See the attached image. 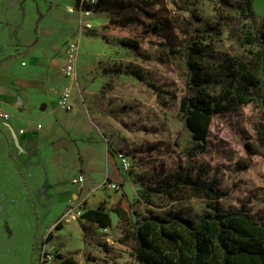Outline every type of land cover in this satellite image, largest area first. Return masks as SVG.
Wrapping results in <instances>:
<instances>
[{
  "label": "rangeland",
  "instance_id": "obj_1",
  "mask_svg": "<svg viewBox=\"0 0 264 264\" xmlns=\"http://www.w3.org/2000/svg\"><path fill=\"white\" fill-rule=\"evenodd\" d=\"M30 1L31 4L23 5L10 37L0 45L6 53H16L0 64V77L13 72L17 78L24 79L21 72L30 71L38 79L54 83L51 77L60 61V72L63 70L64 48L72 40L70 36L74 32L77 35L81 19L89 22L91 27L81 41L77 84L71 92L72 107L62 106L60 97L64 86H61L55 108L65 114H80L64 122L78 138L100 140V143L81 146L90 180L97 183L101 174L103 145L106 148L104 137L112 148L127 154L132 169L121 191L104 190L100 186L89 191L85 182L83 185L73 182L77 172L76 147L49 145L52 139L50 144H55L58 141L55 138L62 136L60 128L48 129L50 123L57 126L56 122L41 119L36 124L34 118L23 122L29 143L32 126L37 125L41 130L35 137L38 150L33 154H28L24 144H18L24 140L18 133V128L24 129L19 127L21 119L13 114L10 122L18 123L0 122V264H40L38 253L42 245L51 247L53 260L49 264H56L59 257H72L78 264H142L134 257L130 223L149 212L171 207H180L192 214L211 205L210 199L201 196L186 194L168 202L144 190L167 173L185 169L188 163L195 167L203 165L207 176L214 178L218 187L228 190V195L218 202L221 207L243 206L257 221L264 223V153L250 154L247 149L248 143L256 141L254 127L260 121L258 109L248 103L215 112L204 142L193 139L180 110L181 97L193 93L189 60L212 76L207 89L211 96L218 98L227 89L228 65L235 58L246 56L231 36L230 28L250 26L249 18L219 8L217 12L219 0H154V9L161 10L160 16H164L165 9L172 20L174 29L170 30V40L163 37L164 32H152L148 27L151 20L145 19V37L141 38L138 48L132 49L119 43L123 32L108 34L107 41L92 35L104 31L106 13L81 14L76 0H47L49 6L52 4L47 12L44 0ZM35 4L43 17L40 40L33 48L31 45L26 48L23 44L34 37L31 22L38 15ZM253 6L260 24L264 0H254ZM216 22L219 34H200L195 30ZM185 25L189 27L188 33ZM85 37L89 43H84ZM186 45L203 50L202 56H188ZM20 47L25 48L24 52L30 49L17 55ZM32 57L39 58L41 65L31 64ZM21 60L27 64L21 66ZM127 69L133 73H126ZM2 83L0 80V96H7ZM32 109L38 110L35 106ZM15 143L18 144L16 154ZM9 147L13 150V160L5 157ZM37 158L42 159V164L40 160L36 163ZM78 175L83 176L81 171ZM114 194L119 195L130 222L113 211ZM89 208L107 212L111 224L101 228L82 219L81 213ZM69 209L73 212L66 215Z\"/></svg>",
  "mask_w": 264,
  "mask_h": 264
},
{
  "label": "trees",
  "instance_id": "obj_2",
  "mask_svg": "<svg viewBox=\"0 0 264 264\" xmlns=\"http://www.w3.org/2000/svg\"><path fill=\"white\" fill-rule=\"evenodd\" d=\"M77 5L94 13H106L104 31L93 32L107 41L108 34L123 32L119 43L136 49L145 37V19L152 32L169 38L174 29L167 11L163 17L156 11L154 0H76ZM254 0H219L216 11L227 10L232 15L245 16L251 25H233L230 34L245 51V58H235L228 65V87L220 97L211 96L207 89L212 76L202 67L187 61L193 93L180 100V110L193 139L204 142L212 115L235 105L251 103L260 113L255 125L256 141L248 143L250 154L264 153V14L257 22ZM219 8V9H218ZM42 17L40 16L38 23ZM135 28H141L139 33ZM188 33V25H185ZM200 34H219L217 22L195 29ZM131 33V35H130ZM140 35V36H139ZM188 56H202L198 47L185 46ZM133 73L132 70H125ZM150 196L168 202L189 194L211 200V205L192 214L183 208L171 207L160 212H149L130 223V236L134 240V257L142 264H264V223L257 221L243 206L221 207L218 202L228 195V190L217 186L216 180L207 176L203 165L188 163L185 169L175 170L161 177L157 183L144 189ZM119 218L129 221L125 210L113 206ZM81 218L101 228L111 224L109 214L100 208H89ZM56 264H78L72 257H59Z\"/></svg>",
  "mask_w": 264,
  "mask_h": 264
},
{
  "label": "crops",
  "instance_id": "obj_3",
  "mask_svg": "<svg viewBox=\"0 0 264 264\" xmlns=\"http://www.w3.org/2000/svg\"><path fill=\"white\" fill-rule=\"evenodd\" d=\"M44 2H45L44 5L47 6V12L50 11L52 8V4L49 6L50 2H47V0H44ZM31 3L32 1L30 0H0V45L6 42V37H10L13 31L12 25H15L18 19L20 18L23 5L31 4ZM35 9L38 12L37 19L33 21V23L31 22V24L34 25L33 27L34 37L32 40L29 39L25 44H23L25 45L26 48L29 47V45H31L30 47L33 48V46L36 45L40 40L39 26L41 22L43 21V17L38 23L39 18L40 16H42V14L40 13L39 6L37 4H35ZM83 34L80 38L79 57H78V62L76 66V72L78 71V67L80 65L81 41L83 38ZM71 37L72 39L76 38L77 37L76 32H74L73 35L70 36V39ZM66 38H69V37H66ZM86 41L87 43H89L90 40L87 37H85L84 43ZM24 49L25 48L20 47V51H18L19 53H17V55L27 53V51L30 48L25 52H24ZM15 54L16 53L14 51L6 53V51H3L2 49H0V64L3 63L6 59L15 56ZM92 55H94V52ZM30 63L33 64L34 66L41 65V63L39 62V58L37 57H32ZM60 63H59V68L56 70V72L51 77L52 79H54V83L52 84L46 83L42 79H38L37 75L32 74L30 71L21 72V75L23 76L24 79L17 78L15 73L13 72H9L7 75L1 76L0 80L3 82L2 85L4 86V90L7 93V96H0V104L6 111L10 113L11 116L8 120L1 119L0 122L8 123V124H11V122L16 123L17 121L10 122V120L14 117L13 114L17 118L21 119V121H19V127L24 126L23 122H28L32 118L36 120V124L39 123V120L41 119H49L50 121L56 122L58 124L57 126L50 123L48 125V129L54 130V129L60 128L62 136L55 138V139H58V141L55 144H50V142L54 140L52 139L49 142V145H52L53 147H56V146L68 147L69 145H73L76 147L77 172L74 174V177H77L79 171H81L85 179L83 180L81 184L80 183L78 184L83 185V183L85 182V187L88 188L89 191L97 186H100L104 190H111L109 188H104L102 186V183L105 181V179H110L112 181H120L122 183V189H123L125 179L129 173L123 172V170L120 168V164L116 156L114 155L113 148L111 147V144L108 142V139L105 137H104V142L106 143V148H104V145H103V149H102L103 155H102V160H101L102 169H101V174L99 176V180L97 183H94L92 180H90V178H88V167H87L88 164H87V161L82 156L81 146L84 143L91 144V142H95V141L100 143V140L94 138L93 140L86 141L84 140L85 138L84 136L78 138L72 132V130L69 127H67L66 124L64 123L65 119L69 118L75 113L65 114L64 112L55 108V104H56V100L58 96V90L61 88V86H65L66 84V79L64 77L63 70L62 72H60ZM26 64L27 63L25 62V60H21V66H24ZM63 79L65 80V82H63ZM32 93H35L36 96L35 95L31 96ZM71 99H73V97ZM33 100L35 101L33 102ZM71 102L73 101L71 100ZM47 103H50L49 104L50 107H48ZM32 106H35L36 108H38V110H35L36 112H34L33 111L34 109H32ZM75 115L78 116L80 114H75ZM20 130L21 129L18 128V133L23 136L24 140L23 142H20L18 144H21V145L24 144V148L28 151V154L35 153L38 150L35 146V140H36L35 137L37 134L40 133L41 130L37 129V125L32 126L31 128L32 137L30 141L31 143L28 142V138L30 137L28 134L27 127L24 126V129H22L23 130L22 132H20ZM2 134L5 135L3 130H2ZM87 137L93 138L92 136H87ZM18 144L15 143L13 146L15 154L17 152L16 150H18V146H17ZM9 150L5 157L13 160V157H14L13 150L11 149V147H9ZM24 159L26 161L27 159L26 155ZM39 160L40 158H37L35 161H38V162L36 163H39ZM40 164H42V159L40 160ZM20 165H22V163ZM16 168L23 175H25L21 167L16 166ZM62 189H65V188H62ZM118 196H119L118 194H114L111 197L113 200L112 202L114 203L113 206H116L117 204L121 206ZM47 247L51 251V247H49L48 245ZM40 250H41V247L38 253V260L40 258V253H41Z\"/></svg>",
  "mask_w": 264,
  "mask_h": 264
},
{
  "label": "built area",
  "instance_id": "obj_4",
  "mask_svg": "<svg viewBox=\"0 0 264 264\" xmlns=\"http://www.w3.org/2000/svg\"><path fill=\"white\" fill-rule=\"evenodd\" d=\"M80 9L81 14H89L92 11L83 9L81 6H78ZM70 11L73 9L70 8ZM80 14V15H81ZM91 25L87 21L80 20V26L79 31L77 34V37L68 41L64 48V66H63V74L66 79V85L63 88V91L61 93V99L60 102L62 106L66 109L72 107L71 103V92L74 85L77 84V72H76V66L78 62L79 57V48H80V38L82 34L90 28ZM10 113L6 111L0 104V120H8L10 118ZM23 130L21 129L20 132ZM114 155L116 156L120 168L125 173H129L132 169V163L130 158L127 156V154L123 151H120L118 149L113 148ZM84 180L82 175H78L73 179L74 183H82ZM102 186L104 188H109L112 191H121L122 189V183L120 181H112L110 179H105V181L102 183ZM70 212H73L72 209H69L66 212V215L70 214ZM40 264H49L53 260V256L51 254V251L46 247V245L41 246L40 250Z\"/></svg>",
  "mask_w": 264,
  "mask_h": 264
}]
</instances>
